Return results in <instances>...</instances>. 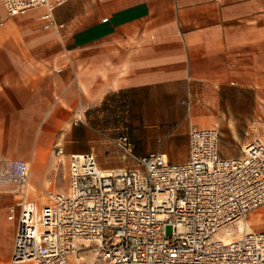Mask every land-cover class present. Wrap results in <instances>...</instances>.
Wrapping results in <instances>:
<instances>
[{
  "label": "crops",
  "instance_id": "1",
  "mask_svg": "<svg viewBox=\"0 0 264 264\" xmlns=\"http://www.w3.org/2000/svg\"><path fill=\"white\" fill-rule=\"evenodd\" d=\"M43 13L9 16L0 2V160L30 164L38 206L69 193L74 154L125 168L112 140L129 126L136 154L172 162L189 158L193 127L218 128L224 157L264 140V0H69L55 10L60 29ZM16 202L0 182V258L32 264L11 262ZM247 226L264 231V205ZM84 260L102 264L93 250Z\"/></svg>",
  "mask_w": 264,
  "mask_h": 264
},
{
  "label": "built area",
  "instance_id": "2",
  "mask_svg": "<svg viewBox=\"0 0 264 264\" xmlns=\"http://www.w3.org/2000/svg\"><path fill=\"white\" fill-rule=\"evenodd\" d=\"M68 1L0 0L9 16L43 9L45 29L64 27L55 10ZM220 138L218 128L193 127L189 158L176 163L138 155L128 135L117 136L125 168L103 170L93 152L74 154L69 193L49 192L41 206L30 197V164L0 160V182L17 198L11 262L85 264L93 250L102 264H264V231L247 226L264 205V140L224 157ZM55 156L65 163L61 144Z\"/></svg>",
  "mask_w": 264,
  "mask_h": 264
},
{
  "label": "rangeland",
  "instance_id": "3",
  "mask_svg": "<svg viewBox=\"0 0 264 264\" xmlns=\"http://www.w3.org/2000/svg\"><path fill=\"white\" fill-rule=\"evenodd\" d=\"M124 132H125V135H128L129 136V138L132 140V129H131V126H129V129H124ZM119 135H121V134H119ZM249 137V136H248ZM260 138H257L256 140H259ZM247 141V138H243L242 140H241V142H237V141H235V140H232V141H230L229 142V148H236V147H238V148H240V150L242 149V146H243V144L245 143ZM251 141V140H250ZM253 141H255V140H253ZM249 141H247L246 143H248ZM224 145V142L223 141H221L220 140V150L222 151V146ZM182 159V157H178L177 158V160H181ZM171 161H173V160H171ZM184 161V160H183ZM183 161H175V162H183ZM233 230L235 231V232H237V227H235V226H233Z\"/></svg>",
  "mask_w": 264,
  "mask_h": 264
}]
</instances>
